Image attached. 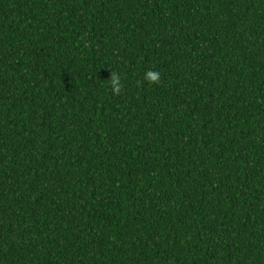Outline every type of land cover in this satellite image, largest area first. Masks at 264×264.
Here are the masks:
<instances>
[{
	"label": "trees",
	"instance_id": "obj_1",
	"mask_svg": "<svg viewBox=\"0 0 264 264\" xmlns=\"http://www.w3.org/2000/svg\"><path fill=\"white\" fill-rule=\"evenodd\" d=\"M0 264H264V0H0Z\"/></svg>",
	"mask_w": 264,
	"mask_h": 264
},
{
	"label": "clouds",
	"instance_id": "obj_2",
	"mask_svg": "<svg viewBox=\"0 0 264 264\" xmlns=\"http://www.w3.org/2000/svg\"><path fill=\"white\" fill-rule=\"evenodd\" d=\"M150 83H156L159 80V73L157 71L149 70L145 77ZM110 86L113 94H119L122 88L121 77L117 73H111Z\"/></svg>",
	"mask_w": 264,
	"mask_h": 264
}]
</instances>
